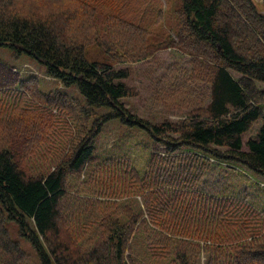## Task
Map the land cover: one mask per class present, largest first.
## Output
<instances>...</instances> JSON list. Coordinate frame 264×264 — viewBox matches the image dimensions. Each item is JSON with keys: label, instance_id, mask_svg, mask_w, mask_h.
I'll use <instances>...</instances> for the list:
<instances>
[{"label": "trees", "instance_id": "trees-1", "mask_svg": "<svg viewBox=\"0 0 264 264\" xmlns=\"http://www.w3.org/2000/svg\"><path fill=\"white\" fill-rule=\"evenodd\" d=\"M127 1L142 9L140 23L98 0H0V47L84 98L42 92L0 61V263L30 256L12 222L40 264H200L202 255L204 264H264V186L254 178L264 179V11L253 0ZM91 46L106 59H88ZM166 48L193 56L192 74L169 84L193 108L152 124L120 101L132 89L114 64ZM6 88L16 99H3ZM114 120L117 140L99 155L95 140ZM210 159L227 163L214 191L202 187Z\"/></svg>", "mask_w": 264, "mask_h": 264}, {"label": "rangeland", "instance_id": "rangeland-1", "mask_svg": "<svg viewBox=\"0 0 264 264\" xmlns=\"http://www.w3.org/2000/svg\"><path fill=\"white\" fill-rule=\"evenodd\" d=\"M92 4H95L97 0H87ZM101 3V8L104 11H110L114 13L113 7H115V12L120 17L126 18L129 21L141 22L138 20L140 12L142 9L138 4L133 3L132 5L128 4L127 0H98ZM161 3L163 0H159ZM256 4L259 11H264L263 1L253 0ZM140 2V1H139ZM152 6L155 3H158L157 0H148ZM161 3L162 7H164ZM115 14V13H114ZM144 21H148L149 24L153 22L152 19L145 17ZM157 28V26H153ZM86 57L93 60H105L104 53L97 48L96 46H91L86 51ZM193 56L190 54H185L174 48L159 49L152 56L134 62H120L114 64L117 68H127L129 74L128 77L122 79L124 84L132 89V94L128 97L121 98L120 101L132 114H135L137 117H140L144 120L149 121L152 124L160 123L164 120H170L172 122H177L182 119L186 112L193 108L192 104L188 102L187 94L184 90H175L172 92V86L169 85L171 81H178L184 83L183 79L187 78L188 75L192 74L193 70ZM0 61L10 66L9 70L13 73L22 77H35L38 81V86L40 91L48 92L50 90H56L60 94L66 92L71 96H76L84 102V98L78 93L76 87L66 88L58 80L52 79L47 76L44 72V69L41 65L36 63L33 60L25 56H20L18 59H15L11 51L6 48L0 47ZM185 70V71H183ZM235 78H238L239 75L236 72H231ZM260 88L264 90V84L259 83ZM14 89V88H12ZM5 96H10L12 99L14 96L11 93L10 89H5ZM18 94H15V96ZM17 97V96H16ZM13 98V99H16ZM20 97V96H19ZM21 98V97H20ZM3 99L1 102H3ZM19 102L11 101V108L18 106ZM207 101L204 102V104ZM264 110V98H263ZM3 103L0 104L2 107ZM44 110L47 112L48 117L53 120L58 119L59 111L55 109L51 104L43 106ZM13 112H18V109H13ZM44 113V112H43ZM39 112L36 109L31 112V115H38ZM42 114V112H41ZM43 115H46L45 113ZM71 123L69 121L64 125L65 130L63 133L57 136L59 142H66L68 136L73 128L67 130V126ZM260 121H255L251 128L242 135V149L247 150L248 147L246 142L250 138H254L256 130L258 129ZM119 130L118 121H110L104 125L102 132L99 137L95 140L97 146V154L105 155L103 153L110 152V147L113 146L114 141L117 140V132ZM146 137L145 135H142ZM147 138V137H146ZM152 145H154L151 142ZM157 150L163 151L164 148L162 145H156ZM213 161V159H210ZM214 166L212 171L205 176V183L203 188L208 191H214L221 181L222 174L220 170H227L226 162H215L213 161ZM239 172H242L238 170ZM260 186H264V179L261 177H254ZM95 179L89 181V185L92 188L94 186ZM7 226L10 229L11 237L20 242L22 249L25 253L30 255L23 264H40L38 257L36 256L31 243L26 237L19 236L18 227L12 222H7ZM94 234L90 238H81L80 245L81 247H86L89 244L95 241ZM81 248L82 250H84ZM205 257L202 255L200 258V264H204ZM2 264V263H0Z\"/></svg>", "mask_w": 264, "mask_h": 264}, {"label": "water", "instance_id": "water-1", "mask_svg": "<svg viewBox=\"0 0 264 264\" xmlns=\"http://www.w3.org/2000/svg\"><path fill=\"white\" fill-rule=\"evenodd\" d=\"M260 1H263L264 2V0H260Z\"/></svg>", "mask_w": 264, "mask_h": 264}]
</instances>
